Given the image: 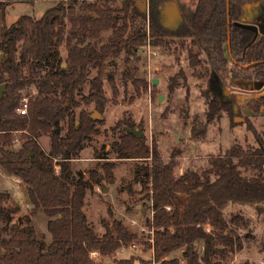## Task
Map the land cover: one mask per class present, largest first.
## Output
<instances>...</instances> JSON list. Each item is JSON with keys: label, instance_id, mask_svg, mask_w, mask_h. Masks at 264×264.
<instances>
[{"label": "trees", "instance_id": "trees-1", "mask_svg": "<svg viewBox=\"0 0 264 264\" xmlns=\"http://www.w3.org/2000/svg\"><path fill=\"white\" fill-rule=\"evenodd\" d=\"M23 1L35 0H0V9L5 11ZM256 1L197 0L194 11L182 9L183 24L177 30L161 24V0H149V11L142 10L137 0H65L40 19L22 16L15 24L2 25L0 86L5 88L0 98V166L5 174L34 192L49 219L52 243L47 245L38 237L30 217L19 219L9 228H2L0 264L141 262L134 255L116 257L136 238L122 221L115 219L111 226L106 224L101 237L89 224L84 210L86 195L104 178L114 182V164H102L104 177L95 171L88 178L82 172L73 173L71 161L79 158L102 123L92 117L93 112L81 110L77 117L74 109L93 105L99 113L104 112L109 102L104 81L108 64H114L122 54L130 64L145 46L148 32L154 46L167 45L166 38L170 36L190 40L188 63L193 78L202 80L215 74L224 84L226 79L264 83V33L255 38L254 30L241 22L244 8ZM108 31V42L100 45ZM62 46L66 48L64 59L60 58ZM92 72L96 75L90 78ZM179 77L186 80L184 72L172 77L171 93L179 86ZM125 78L137 89L140 85L147 88L146 81L135 79L130 72ZM110 82L115 90L113 80ZM86 84L89 94L79 100ZM203 95L208 106L206 123L201 131L192 128L194 139L205 136L207 125L220 118L222 112L235 115L232 97L209 90ZM24 97L29 99V105L23 116L17 109ZM250 103L255 112H260L264 95ZM116 128L122 132L112 145L116 158L149 162L137 170V175L144 190L152 194L154 240L146 245L152 247L157 264H222L243 248L238 230L250 221L239 215L228 221L225 210L237 204L253 207L257 216L264 214L261 136L256 148L234 146L224 156L213 158L211 167L202 173L188 170L176 176V153L164 161L155 140L149 146L144 136L128 133L127 128H135L129 119L118 122L113 131ZM249 130L257 135L253 128ZM18 134L22 143L14 149ZM44 136L50 138L49 152L39 144ZM96 153V158H107ZM56 166L60 167L59 173ZM241 168L253 174L247 176ZM10 198L8 193H0V223L5 225L18 212L17 208L8 207ZM207 226L211 227L210 232ZM179 251L182 259L173 256ZM94 252L100 260L92 257ZM105 258L113 260L104 263Z\"/></svg>", "mask_w": 264, "mask_h": 264}, {"label": "rangeland", "instance_id": "rangeland-1", "mask_svg": "<svg viewBox=\"0 0 264 264\" xmlns=\"http://www.w3.org/2000/svg\"><path fill=\"white\" fill-rule=\"evenodd\" d=\"M59 1L65 0L23 1L7 7L5 11L0 9V29L4 23L15 24L22 16L40 19ZM196 1L171 0L170 2L183 10L187 7L188 12H191L196 7ZM243 13L244 22L257 26L260 34L261 30H264V0H260L253 8L247 7ZM110 35L111 31L106 32L100 45L108 42ZM166 41L167 45L156 46L160 48L161 53L153 58L151 63L148 62L143 46L132 57L130 64L125 62L124 54L114 64H108L104 81L109 102L102 114L95 110L93 105H82L74 109L77 117L81 110H87L93 114L98 112L101 115L100 118L94 119H99L102 123L97 125L99 132L92 136V140L87 142L80 152V160L71 163L73 173L76 175L77 172H82L85 178H88L90 172L95 171L104 177L102 164L105 162L114 164L112 169L114 182L110 183L104 178L101 185H95L94 189L88 191L86 195L84 210L89 224L101 237L105 234L106 224L111 226L115 219L122 221L129 231L136 235V238L127 248L123 247L116 257L134 255L141 260V262L136 261V264H149L150 261L152 264H157L153 259L152 247L149 249L146 245V243L152 244L154 240L152 194L144 190L140 181L141 177L137 175V170L146 167L149 162L136 158H116L112 145L122 133L121 128L113 131L118 122L125 119L132 121L136 129L144 131V138L149 146H152V141L155 140L164 161H168L172 154L176 153V176H181L188 170L202 173L211 167L213 158L224 156L232 147L240 146L248 150L259 146V136L264 139V103H262L261 111L255 112L254 104L250 103L252 99L243 100L237 97L238 94L255 95V99H258L264 95V84L235 85L230 79H226V90L220 93L232 97L235 100L233 110L236 106L238 110L234 116L228 112H222L220 118L207 125L204 138L197 139L198 142L194 140L191 128L195 127L197 131H201L206 123L208 106L203 92L209 90L210 81L209 78L198 80L191 76L188 63L190 40L170 36L166 38ZM65 57L66 48L62 46L60 58ZM128 67L129 70H127ZM127 72H130L135 79L146 81L147 88L140 85L137 89L132 81L125 78ZM180 72H184L186 80L179 77L180 84L171 93L170 80ZM95 75L96 72H92L90 78ZM155 78L159 80L157 86L152 84ZM110 79L116 86L115 90L112 88ZM88 94L89 84H86L82 94L78 95V99L81 100ZM160 96L164 97L161 101H159ZM250 127L257 131V135L249 130ZM16 137L19 139V145L14 146V149H18L22 143L20 134ZM39 144L44 151H50L49 137L40 138ZM96 152L107 158H96L98 155ZM55 169L59 173L60 167L56 166ZM241 170L247 176L253 174L252 171H245L244 168ZM0 193H8L11 196L8 207L18 209L9 225L0 223V237L4 236L3 227L9 228L19 219L30 217L38 237L50 245L52 237L47 227L49 219L40 207L34 192L22 182H17L14 177L5 174L1 166ZM238 215L250 221L247 226H242L238 230L243 248L231 254L222 264H264V214L257 216L253 207L237 204L230 205L225 210V217L228 221ZM173 256L182 259L180 251ZM92 257L99 259V255L96 254H92ZM112 260V258H105L102 262L108 263Z\"/></svg>", "mask_w": 264, "mask_h": 264}, {"label": "water", "instance_id": "water-1", "mask_svg": "<svg viewBox=\"0 0 264 264\" xmlns=\"http://www.w3.org/2000/svg\"><path fill=\"white\" fill-rule=\"evenodd\" d=\"M138 5L141 7L142 10H146L149 11V2L148 0H137ZM179 8L174 5L172 2H164L161 4L160 9H159V19L161 21V24L165 27V28H176L179 29L182 24H183V17L181 15V13L179 12ZM242 24L244 26H247L251 29L254 30L255 32V38L259 35V31L257 26H255L254 24H248L244 22V19H242ZM264 33V30H261V34ZM3 58V55L0 56V59ZM65 66V65H63ZM152 84L154 86L159 85V80L158 79H153ZM211 84L219 89H221V91L226 90L224 85L222 84L221 80L219 79V77H217L215 74H212L211 77ZM5 88V85L0 86V98L3 94V90ZM212 89V88H211ZM214 93V90H212ZM220 92V90H219ZM229 97V96H228ZM238 98L243 99V100H250V99H254L255 95H237ZM163 96L159 97V101L163 100ZM231 98V97H229ZM238 110L237 106L234 107V112L236 113V111ZM100 114L98 112H95L93 114V118H100ZM128 133L134 134L136 135L138 138H141L144 136V131L142 129H136V128H127Z\"/></svg>", "mask_w": 264, "mask_h": 264}, {"label": "built area", "instance_id": "built-area-1", "mask_svg": "<svg viewBox=\"0 0 264 264\" xmlns=\"http://www.w3.org/2000/svg\"><path fill=\"white\" fill-rule=\"evenodd\" d=\"M89 2H96L98 0H87ZM145 48V53H146V57L148 59V62L151 63L152 59L155 58V57H158L161 53V50L160 48L154 46L152 43H151V39H150V35H149V32H148V39H147V42L144 46ZM28 105H29V99L27 97H24L21 101V106L20 108L17 109V112L20 114V115H27L28 113ZM15 143V146L16 145H19V140L18 139H15L14 141ZM132 224H135V222H132ZM206 230L208 232L211 231V227L210 226H207L206 227ZM134 248H136V246L134 245ZM94 254V253H92Z\"/></svg>", "mask_w": 264, "mask_h": 264}, {"label": "crops", "instance_id": "crops-1", "mask_svg": "<svg viewBox=\"0 0 264 264\" xmlns=\"http://www.w3.org/2000/svg\"><path fill=\"white\" fill-rule=\"evenodd\" d=\"M260 0H257L256 2H254L253 4H251V5H248V6H246L245 8H244V10L247 8V7H251V8H253L254 7V5L255 4H257L258 2H259ZM164 3V2H163ZM174 5H175V3H173ZM161 6V5H160ZM177 6V5H176ZM178 8H179V12L181 13V15H182V12H183V10H182V8L180 9V7L179 6H177ZM186 11H188V8L186 7ZM185 11V12H186ZM244 14V13H243ZM243 19V18H242ZM261 34V33H260ZM211 77H212V74H211V76L209 77V81H210V88H212V89H210L209 88V91H211L212 93H213V91L212 90H214V93H217V92H219V90L221 91V89H219V88H217V87H215V86H213L212 84H211ZM199 80V79H198ZM203 80V79H202ZM233 84H235V85H237V84H246V83H259V84H264V83H260V82H246V83H243V82H241V81H231ZM222 84H224L223 82H222ZM224 87H225V84H224ZM226 89V88H225ZM192 129V128H191ZM204 138V137H203ZM203 138H200V140H202ZM194 140H196L197 142L199 141V140H197V139H194ZM194 140H192V141H194ZM78 160H80L79 158L78 159H74V160H72L71 161V163H75L76 161H78ZM73 170V169H72ZM17 182H21L20 180H18V179H16V178H14ZM123 252H124V250H122ZM94 254H96V255H99L97 252H94ZM182 264H185L184 263V261H182Z\"/></svg>", "mask_w": 264, "mask_h": 264}, {"label": "flooded vegetation", "instance_id": "flooded-vegetation-1", "mask_svg": "<svg viewBox=\"0 0 264 264\" xmlns=\"http://www.w3.org/2000/svg\"><path fill=\"white\" fill-rule=\"evenodd\" d=\"M171 0H166L164 2H170ZM163 3V2H162ZM173 30H177L176 28H173Z\"/></svg>", "mask_w": 264, "mask_h": 264}]
</instances>
